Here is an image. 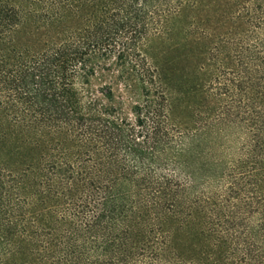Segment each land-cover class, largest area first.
I'll use <instances>...</instances> for the list:
<instances>
[{"label": "trees", "instance_id": "16d2710c", "mask_svg": "<svg viewBox=\"0 0 264 264\" xmlns=\"http://www.w3.org/2000/svg\"><path fill=\"white\" fill-rule=\"evenodd\" d=\"M0 264H264V0H0Z\"/></svg>", "mask_w": 264, "mask_h": 264}, {"label": "rangeland", "instance_id": "374dc122", "mask_svg": "<svg viewBox=\"0 0 264 264\" xmlns=\"http://www.w3.org/2000/svg\"><path fill=\"white\" fill-rule=\"evenodd\" d=\"M105 81V78L102 77L101 75H98V77L95 79L94 83L96 85H101Z\"/></svg>", "mask_w": 264, "mask_h": 264}]
</instances>
